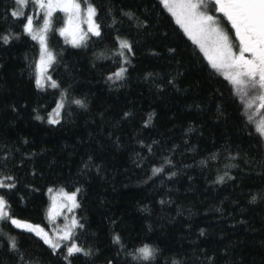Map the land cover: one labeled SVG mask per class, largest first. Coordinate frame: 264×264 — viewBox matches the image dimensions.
<instances>
[{"label": "trees", "instance_id": "obj_1", "mask_svg": "<svg viewBox=\"0 0 264 264\" xmlns=\"http://www.w3.org/2000/svg\"><path fill=\"white\" fill-rule=\"evenodd\" d=\"M79 1L95 7L101 36L74 47L58 13L47 45L59 87L41 89L31 4L16 18L20 5L0 0V179L15 184L0 195L13 218L47 225V191L76 193L74 240L90 254L53 250L5 219L0 264H264V138L234 87L160 0ZM145 245L155 258L134 259Z\"/></svg>", "mask_w": 264, "mask_h": 264}, {"label": "snow or ice", "instance_id": "obj_2", "mask_svg": "<svg viewBox=\"0 0 264 264\" xmlns=\"http://www.w3.org/2000/svg\"><path fill=\"white\" fill-rule=\"evenodd\" d=\"M30 0H15V3L21 8L27 7ZM32 3L45 12L46 19L43 27L38 31L33 30L32 17H26L25 32L31 36L33 40H38L41 44L40 54V72L36 80L37 87L43 89L46 86L57 88L59 85L52 80L51 76L46 75L47 69L55 63V56L49 50L46 42V32L50 27L51 18L55 11L64 12L68 16V27L61 29V35H65L70 31L72 40L70 41L74 47H81L86 44L88 34L92 36H101V27L95 21L96 9L91 5L86 8V23L88 24L87 32H81L78 21L81 14V4L77 0H31ZM215 11L219 12L227 19L234 30V40L237 41L234 45L233 38H230L219 25L215 15L209 14L203 10L206 8L205 0H162L164 7L176 18V23L181 26L183 31L188 35L189 39L196 44L200 51L207 58L210 67L217 72H220L226 80L234 87L235 93L241 98V102L250 111L249 120H253L252 112L256 109H264V0H213ZM13 17L20 18L24 16V12L17 10L11 13ZM4 43H9L8 36L0 37ZM118 55L124 58V63H129L125 51L132 52V45L127 40L119 41ZM127 69L121 68L120 71L114 74L116 79H121ZM109 79H113L112 76ZM50 82V83H49ZM74 103L84 107L80 100ZM64 107L63 100L58 105L55 116L56 119H50L49 123H59L60 110ZM259 114L258 112L256 113ZM38 119L40 117H37ZM257 132L264 136V118L260 119L256 127ZM162 168L154 169V173L162 172ZM14 178L7 176L0 179V189H12L15 187ZM223 177L219 178V182H223ZM51 191V190H50ZM66 201L71 202L68 207L69 211L79 207L76 201L75 194L64 192L59 193ZM56 208V198H53V209ZM50 218L55 220L52 213H49ZM8 219L13 225L18 228H23L26 231L35 232L41 236L46 244L53 250L61 247L59 241L71 240L74 235V229L82 228L75 218L70 224H65L63 228L57 230L54 236H49L43 228L34 226L26 222L13 218L10 215V206L4 195H0V220ZM116 242L119 243L117 236ZM11 248L16 249L15 240L11 241ZM67 255L72 256L76 253L89 255L82 247L75 242L71 243L66 248ZM156 249L145 245L137 250V255L134 259L153 260L155 258ZM23 259V257H21Z\"/></svg>", "mask_w": 264, "mask_h": 264}, {"label": "rangeland", "instance_id": "obj_3", "mask_svg": "<svg viewBox=\"0 0 264 264\" xmlns=\"http://www.w3.org/2000/svg\"><path fill=\"white\" fill-rule=\"evenodd\" d=\"M162 2V0H160ZM78 3L81 4V14H80V17H79V20L78 21H74V24L75 23H79V26H80V30L81 32H87V28H88V24L86 23V8L88 5H91L92 7H94L92 4L90 3H86V4H82L79 0H77ZM31 4V8H30V12L28 14V16L32 17L33 19V30L34 31H38L40 28L43 27V24H44V20L46 19V16H45V12L43 10H41L38 5L34 4V3H30ZM29 4L27 5V7L25 8H19L20 11H23L24 14L27 13L28 9H29ZM205 4H206V8H204L203 10L207 11L209 14H212V15H215L218 19V22H219V25L220 27L225 31L227 32V34L229 35L230 38H233V43L234 45L236 43H238L237 41L234 40V30L231 29V25L230 23L227 21V19L225 17H223V15L219 12H216L215 11V5H214V2L213 0H205ZM95 8V7H94ZM167 10V9H166ZM168 11V10H167ZM169 12V11H168ZM58 13L62 14L63 15V24L61 26H59L57 29L58 31L60 32L61 29H65L68 27V24H67V21H68V16L67 14H65L64 12H60V11H55L53 13V16L51 18V22H50V27L48 29L51 30L52 29V25L54 26H57L58 24V19H57V15ZM170 13V12H169ZM171 14V13H170ZM172 15V14H171ZM41 16H43L41 18ZM96 17H97V11H96V16H95V21L97 22L96 20ZM173 18L175 19L176 21V18L173 16ZM53 22H55L53 24ZM179 25V24H178ZM180 26V25H179ZM181 27V26H180ZM182 29V28H181ZM183 30V29H182ZM48 31L46 32V42H47V35H48ZM185 33V32H184ZM61 34V32H60ZM186 34V33H185ZM63 38L65 39V41L69 44H72L70 41L72 40V35H71V32L68 31L65 33V35H62ZM186 36L188 37V35L186 34ZM92 37V35L89 33L88 34V38ZM189 38V37H188ZM121 40H124V39H121ZM191 40V39H190ZM192 41V40H191ZM39 42V41H38ZM40 44V43H39ZM196 45V44H195ZM48 46V45H47ZM197 46V45H196ZM40 47H41V44H40ZM198 47V46H197ZM199 48V47H198ZM123 68L127 69L126 66H124ZM50 67L47 69V72H46V75H48V71H49ZM120 71V70H119ZM39 72H40V65L38 64V76H39ZM118 72V71H117ZM125 74V72H124ZM124 77V75H123ZM122 77V78H123ZM121 78V79H122ZM113 81H118L120 79H116L115 76L113 75ZM50 83V82H49ZM240 98V97H239ZM241 99V98H240ZM62 101V99L59 100L58 102V105L60 104V102ZM58 105L54 108V110L52 111L51 115H50V119H56L57 117L55 116V111L58 107ZM62 111V109L60 110V112ZM248 112V115L250 114V111L247 110ZM259 113L258 115L256 113ZM253 115V121L255 122L256 126H257V123L259 122L260 119L264 118V109H256L255 112H252L251 113ZM59 121L61 119V116L59 115L58 117ZM51 124H57V123H51ZM264 138V136H263ZM51 190V191H50ZM58 190V191H57ZM64 192V193H68V194H75L76 195V201L78 203V197H77V194L76 193H70V192H67L66 190L64 189H49L47 191V196L48 198L51 200V208H50V212L52 213V215L55 217V220L51 219L50 218V215H49V222L47 225H34V226H39L40 228H43L45 232H47L49 234V236H54V234L57 232L58 229L60 228H63L65 224H70L71 223V220L73 218H75L78 222H79V218L77 217V213H78V209L79 207L77 208H73L72 211H69L68 210V207L71 206V202L69 201H66V199L63 197V196H60L59 193L60 192ZM56 198V208L53 209V198ZM67 204L68 207H65L64 205ZM79 204V203H78ZM49 212V213H50ZM21 221V220H20ZM15 226V225H14ZM16 227V226H15ZM18 228V227H16ZM20 230H24L23 228H18ZM77 229H74V235L75 233L77 232ZM26 231V230H24ZM27 232H30V231H27ZM30 233H33L35 234V232H30ZM36 235V234H35ZM74 235L72 237L71 240H68V241H64V240H61L59 241V243L61 244V247H64L65 249L67 248V246H69L71 243L75 242L76 241L74 240ZM38 236V235H36ZM40 239L41 236H38ZM43 240V239H42ZM44 241V240H43ZM45 243V242H44ZM46 244V243H45ZM77 244V243H76ZM48 245V244H47ZM78 245V244H77ZM58 248V249H60ZM56 249V250H58ZM77 254V253H76Z\"/></svg>", "mask_w": 264, "mask_h": 264}]
</instances>
